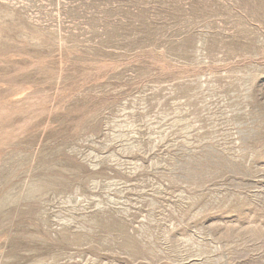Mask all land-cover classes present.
Segmentation results:
<instances>
[{
	"label": "rangeland",
	"instance_id": "rangeland-1",
	"mask_svg": "<svg viewBox=\"0 0 264 264\" xmlns=\"http://www.w3.org/2000/svg\"><path fill=\"white\" fill-rule=\"evenodd\" d=\"M0 264H264V0H0Z\"/></svg>",
	"mask_w": 264,
	"mask_h": 264
}]
</instances>
